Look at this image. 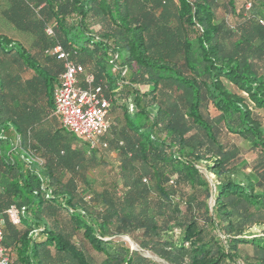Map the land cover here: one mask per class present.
<instances>
[{
  "label": "trees",
  "instance_id": "16d2710c",
  "mask_svg": "<svg viewBox=\"0 0 264 264\" xmlns=\"http://www.w3.org/2000/svg\"><path fill=\"white\" fill-rule=\"evenodd\" d=\"M0 25L10 264H264V241L245 235L264 225V0H0ZM56 48L110 102L106 147L56 116ZM102 151L117 160L97 187Z\"/></svg>",
  "mask_w": 264,
  "mask_h": 264
},
{
  "label": "built area",
  "instance_id": "2783aa9c",
  "mask_svg": "<svg viewBox=\"0 0 264 264\" xmlns=\"http://www.w3.org/2000/svg\"><path fill=\"white\" fill-rule=\"evenodd\" d=\"M52 32L48 30V34ZM58 59L65 62V71L61 76L59 87L54 94L55 114L60 119L62 127L77 134L91 144L92 148L100 145L101 137L106 135L111 127L108 118L110 102L103 97L100 90L93 91L90 87L80 85V76L84 73L81 65L71 59L69 52L56 48ZM118 57H115L117 60ZM93 77H87L86 83L91 85ZM15 207L8 210L14 224H19L21 214ZM4 218L0 213V264H10L9 250L3 245Z\"/></svg>",
  "mask_w": 264,
  "mask_h": 264
},
{
  "label": "rangeland",
  "instance_id": "374dc122",
  "mask_svg": "<svg viewBox=\"0 0 264 264\" xmlns=\"http://www.w3.org/2000/svg\"><path fill=\"white\" fill-rule=\"evenodd\" d=\"M216 13H217V17L219 20H223L226 19L228 20L229 23H233L234 22V16L233 14H230L228 12H226V10L224 9V7L222 5H219L218 7H216ZM2 28H5L3 26L0 25V29L2 30ZM14 35V34H12ZM24 45L27 48H30V44L29 42H25L24 41ZM31 73H28L27 76H30ZM210 114L213 116H216L218 113L217 111L211 107L210 109ZM255 117L261 122V124L264 127V114L257 111L255 112ZM226 140L229 143L235 144L238 147L241 148L244 156L243 157H247L249 159V161H251L252 159H254L253 155H248V144L243 141L242 139H240L238 136L233 135V134H228L226 137ZM99 155L103 156L105 159H107V161H109L112 165H108L106 167H103L102 165L97 168L94 172H92L94 179L96 180V186L100 187V184L102 182L103 179L108 178L109 176L111 177L114 173V169L116 167V160H117V156L116 154L114 156H111L110 154H107V152H100ZM199 169L200 171L207 177V179L209 180V182L211 183L213 189L215 188V185L217 184V179L215 177L214 174H212L211 172L208 171V169L206 168L205 164L199 165ZM211 204H213V202H211ZM246 237L249 238H258L261 241H264V225L262 226H256V227H252L250 228L247 232H246ZM120 240L122 241H128L131 245L132 248L136 249V246L129 240V238L127 237H121ZM243 252L250 254L252 253V249L249 246H244L242 247ZM145 256L150 257L151 259H153L154 261H156L159 264H166L165 262L161 261L159 258H157L156 256L144 252Z\"/></svg>",
  "mask_w": 264,
  "mask_h": 264
}]
</instances>
